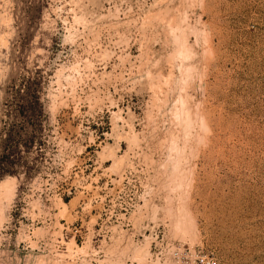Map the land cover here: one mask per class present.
Returning a JSON list of instances; mask_svg holds the SVG:
<instances>
[{
  "label": "rangeland",
  "instance_id": "374dc122",
  "mask_svg": "<svg viewBox=\"0 0 264 264\" xmlns=\"http://www.w3.org/2000/svg\"><path fill=\"white\" fill-rule=\"evenodd\" d=\"M28 78L0 264H264V0H0V132Z\"/></svg>",
  "mask_w": 264,
  "mask_h": 264
},
{
  "label": "trees",
  "instance_id": "16d2710c",
  "mask_svg": "<svg viewBox=\"0 0 264 264\" xmlns=\"http://www.w3.org/2000/svg\"><path fill=\"white\" fill-rule=\"evenodd\" d=\"M1 122L0 180L18 176L21 171L30 177L33 169L23 162L19 148L29 153L37 147L48 123L47 107L42 99V81L28 78L20 85L11 82L3 98Z\"/></svg>",
  "mask_w": 264,
  "mask_h": 264
},
{
  "label": "bare ground",
  "instance_id": "6f19581e",
  "mask_svg": "<svg viewBox=\"0 0 264 264\" xmlns=\"http://www.w3.org/2000/svg\"><path fill=\"white\" fill-rule=\"evenodd\" d=\"M11 198V196H9Z\"/></svg>",
  "mask_w": 264,
  "mask_h": 264
}]
</instances>
